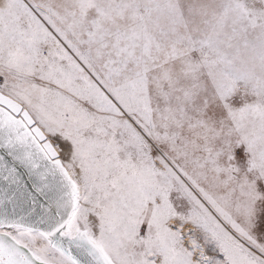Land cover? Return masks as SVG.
<instances>
[{
	"label": "snow or ice",
	"instance_id": "1",
	"mask_svg": "<svg viewBox=\"0 0 264 264\" xmlns=\"http://www.w3.org/2000/svg\"><path fill=\"white\" fill-rule=\"evenodd\" d=\"M0 264H264V0H0Z\"/></svg>",
	"mask_w": 264,
	"mask_h": 264
}]
</instances>
